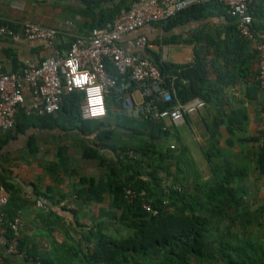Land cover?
Segmentation results:
<instances>
[{"label":"crops","instance_id":"0c3cea01","mask_svg":"<svg viewBox=\"0 0 264 264\" xmlns=\"http://www.w3.org/2000/svg\"><path fill=\"white\" fill-rule=\"evenodd\" d=\"M203 5L198 9L201 16L172 31L146 26L121 40L127 48L128 41L138 35H146L150 41L157 37L160 41L174 39L167 44L150 43L148 48L161 54L167 51L168 61L178 65L192 64L196 53L207 56L208 84L221 86V91L214 93L213 103H206L203 110L186 116L181 123L165 120L166 130L156 131L154 140L150 137L151 129L138 121L127 125L131 129H119L125 134L124 140L130 139L132 133L145 136L153 153L149 162L170 167L192 187L195 180H209L216 165L235 164L238 171L248 176L245 182L253 180L258 144L244 140L255 138L264 130V94L257 82L258 45L264 43V0H255L250 7L254 39L246 38L248 45L235 44L233 25L237 27V22L223 4L212 1ZM84 8L82 0H0V22L17 30L26 21L55 28L59 30L56 48L65 53L75 38L91 32V24L81 13ZM0 42L4 48L3 72L50 55L43 41ZM144 56L151 57L147 51ZM242 70L244 76L239 77ZM228 73L233 79L225 76ZM220 76L224 79L219 80ZM125 97L132 103L142 102L135 88L126 92ZM36 118H48L44 121L49 125L43 126L41 119H37V125L15 132L0 148V173L9 186V203L22 220L21 240L29 255L10 254L6 232L0 230V256L11 264H79L70 258L71 247L82 239L77 230L109 223L115 216L110 196L102 203L86 200L87 180L100 182L104 169L99 161L84 158L86 136L71 124L64 111ZM1 136L5 139V133ZM101 153L109 162L124 160L111 150ZM143 158L147 163L148 158Z\"/></svg>","mask_w":264,"mask_h":264},{"label":"trees","instance_id":"16d2710c","mask_svg":"<svg viewBox=\"0 0 264 264\" xmlns=\"http://www.w3.org/2000/svg\"><path fill=\"white\" fill-rule=\"evenodd\" d=\"M82 1L85 8L81 13L91 24L92 31L113 24L121 10L128 9L133 0ZM199 7L204 5H194L169 20L155 23L153 27L164 32L172 31L201 16L198 15ZM0 25L10 24L0 22ZM233 30L236 33L235 44L248 45V40L240 34L236 25H233ZM147 38L149 44L154 45L174 40L162 38L160 41L157 37L150 41ZM147 53L164 79L163 88L174 90L180 102L200 98L211 104L216 99L214 93L221 91V86L217 88L208 84L206 55L196 53L195 62L178 65L162 60L161 52L148 48ZM107 70L112 76L121 77L110 63H107ZM241 75L244 76L243 70L239 77ZM225 76L233 79L230 73ZM82 98L80 93L67 95L61 111L86 136L84 158L99 161L104 169L100 182L87 180L86 200L102 203L110 196L111 206L116 212L109 223L77 230L82 239L71 247V259L79 264H264V195H258L261 188L259 182L264 180V130L257 137L244 140L258 144L254 154L257 173L253 180L246 181L248 184L245 182L248 176L238 171L239 166L225 164L213 167L209 180H195V187H192L189 182L179 179V174L171 171L170 167L149 162L153 153L145 136L132 133L130 139L124 140L125 134L119 130L131 129L127 125L138 121L151 129L150 137L153 139L156 131L161 133L166 130L163 123L167 119L128 117L123 101L113 91L107 98L106 118L83 120L80 112ZM156 105L159 110H167L174 103L158 101ZM37 119H41L43 126L49 125L44 121L48 118L20 115L15 128L5 133V139L0 137V148L15 132L37 125ZM104 150L117 152L124 160L109 162L101 153ZM127 150L134 151L137 157L125 155ZM143 157L148 158L147 163ZM0 176L7 191L9 186L3 174L0 173ZM126 190L134 193L132 200L126 197ZM146 204L155 213L148 212ZM4 213L8 229L6 238L10 242L13 233L8 222L18 214L10 203L4 208ZM24 248V242L20 240L18 249L23 257H27L29 249ZM0 258L11 264L7 258Z\"/></svg>","mask_w":264,"mask_h":264},{"label":"built area","instance_id":"2783aa9c","mask_svg":"<svg viewBox=\"0 0 264 264\" xmlns=\"http://www.w3.org/2000/svg\"><path fill=\"white\" fill-rule=\"evenodd\" d=\"M223 4L228 14L237 22L240 34L248 40L254 39V18L250 7L255 0H136L128 9H122L113 24L95 28L87 36L73 40L70 49L61 53L57 48L59 30L26 21L20 30L10 25H0V41L23 39L43 41L50 55L39 62L19 64L16 70L3 72V51L0 42V134L15 128L18 117H46L57 114L67 95L80 93V112L83 120L103 119L107 115V98L115 91L123 101L125 114L130 118L148 116L153 119H169L178 124L186 116L196 114L206 107L200 98L187 103L178 100L176 92L163 88L164 79L156 65L143 56L149 47L146 35H138L128 41L127 48L122 38L135 34L155 23L169 20L194 5L208 2ZM260 65L257 82L264 94V43L258 45ZM162 60L168 61L167 51ZM110 63L119 77L107 70ZM133 88L141 94V103H132L125 93ZM174 103L171 109L159 110L156 102ZM264 118V112L262 113ZM125 155L133 158L136 153L127 150ZM177 188V187H176ZM126 197L134 198L131 190ZM9 195L0 176V230L7 232L4 208ZM43 206L42 203H39ZM148 212L155 213L146 204ZM13 235L8 252L20 254L18 249L23 227L20 217L8 222ZM0 264H7L0 258Z\"/></svg>","mask_w":264,"mask_h":264},{"label":"rangeland","instance_id":"374dc122","mask_svg":"<svg viewBox=\"0 0 264 264\" xmlns=\"http://www.w3.org/2000/svg\"><path fill=\"white\" fill-rule=\"evenodd\" d=\"M201 174H203V173L201 172ZM204 175L209 177V173L208 172L207 173L204 172ZM263 183H264V180L259 182V185L261 186L260 191L258 193L259 196H263L264 195V186H262Z\"/></svg>","mask_w":264,"mask_h":264}]
</instances>
